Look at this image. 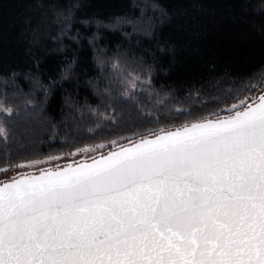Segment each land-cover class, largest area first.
<instances>
[{
    "label": "trees",
    "instance_id": "1",
    "mask_svg": "<svg viewBox=\"0 0 264 264\" xmlns=\"http://www.w3.org/2000/svg\"><path fill=\"white\" fill-rule=\"evenodd\" d=\"M263 87L261 0H0V167L105 152Z\"/></svg>",
    "mask_w": 264,
    "mask_h": 264
},
{
    "label": "snow or ice",
    "instance_id": "2",
    "mask_svg": "<svg viewBox=\"0 0 264 264\" xmlns=\"http://www.w3.org/2000/svg\"><path fill=\"white\" fill-rule=\"evenodd\" d=\"M247 99L224 119L0 181V264H264V94Z\"/></svg>",
    "mask_w": 264,
    "mask_h": 264
},
{
    "label": "rangeland",
    "instance_id": "3",
    "mask_svg": "<svg viewBox=\"0 0 264 264\" xmlns=\"http://www.w3.org/2000/svg\"><path fill=\"white\" fill-rule=\"evenodd\" d=\"M263 91H264V87L260 89L258 95H260ZM252 100H250V101H252ZM250 101L246 100L245 102L248 103ZM238 103L239 102H237L235 104H238ZM229 110H232V109H229ZM24 131L27 132V129H25ZM100 145H104V146L103 147H98L99 145H97V146H92V145L85 146L83 148H87L88 151L75 152V154H72V155L67 154V155H63V156H56V157H59L58 159H51V160L44 159V161L42 163L37 164V165H33L30 168H17V169H13L10 172H7L5 174H2V175L0 174V179L3 178V177H8L9 175H12L14 172L16 173L18 171H21V172H23V171L24 172L25 171H33V170H38V169L45 168V167H48V166H53V165L61 164V163H64V162H69L71 160L72 161H75V160H78V159H81V158L91 157L93 155H96L97 153L102 152V149H104L105 147H107L108 142H106L105 144H100Z\"/></svg>",
    "mask_w": 264,
    "mask_h": 264
},
{
    "label": "water",
    "instance_id": "4",
    "mask_svg": "<svg viewBox=\"0 0 264 264\" xmlns=\"http://www.w3.org/2000/svg\"><path fill=\"white\" fill-rule=\"evenodd\" d=\"M262 94H264V91L260 94V95H262ZM260 95H258L257 97H259ZM256 97V98H257ZM252 101H250V102H248V103H251ZM232 113V112H231ZM231 113H227V114H223V115H218V116H215V117H208V118H204V119H213V120H215V119H224V118H226L227 116H229ZM201 120H203V119H199V120H195V121H192V122H197V121H201ZM192 122H190V123H192ZM189 123V124H190ZM186 124V123H185ZM184 125V124H183ZM183 125H181V126H183ZM181 126H178V127H181ZM178 127H175V128H169V129H164V130H166V131H174L176 128H178ZM158 133V132H157ZM141 137H139V138H136V139H133V140H130V141H128V142H126V143H122V144H119V145H116V146H114L113 148H111V149H108V150H106L105 152H100V153H97L96 155H93V156H91V157H86V158H81V159H78V160H75V161H69V162H64V163H61V164H57V165H53V166H48V167H45V168H41V169H47V168H55L56 166H59V167H64L65 165H68V164H72L73 166H75V165H78V164H80V163H84V162H87V163H91L92 162V160L95 158V159H99L102 155H107L109 152H112V151H119L120 150V148L123 146V147H127V146H130V142H132V143H135V142H137L139 139H140ZM39 170V169H38ZM38 170H33V171H25V172H31V173H33V174H38ZM9 179V178H8ZM8 179H5V180H1V181H6V180H8Z\"/></svg>",
    "mask_w": 264,
    "mask_h": 264
}]
</instances>
